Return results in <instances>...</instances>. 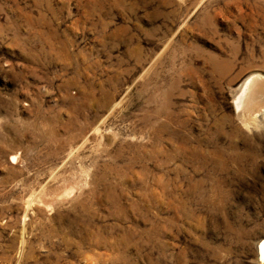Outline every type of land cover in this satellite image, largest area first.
<instances>
[{
	"label": "rangeland",
	"instance_id": "obj_1",
	"mask_svg": "<svg viewBox=\"0 0 264 264\" xmlns=\"http://www.w3.org/2000/svg\"><path fill=\"white\" fill-rule=\"evenodd\" d=\"M263 238L264 0H0V264H264Z\"/></svg>",
	"mask_w": 264,
	"mask_h": 264
},
{
	"label": "bare ground",
	"instance_id": "obj_2",
	"mask_svg": "<svg viewBox=\"0 0 264 264\" xmlns=\"http://www.w3.org/2000/svg\"><path fill=\"white\" fill-rule=\"evenodd\" d=\"M256 82H257V80L255 77L249 79V81L247 82V85L245 86L242 93L240 94V96L237 99V104H238L239 108L246 106L255 97V95L257 93L256 90L259 88V85ZM259 249H260L261 258H262V260H264V238L260 242V248Z\"/></svg>",
	"mask_w": 264,
	"mask_h": 264
}]
</instances>
